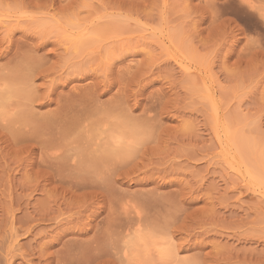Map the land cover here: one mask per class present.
<instances>
[{
    "label": "rangeland",
    "instance_id": "1",
    "mask_svg": "<svg viewBox=\"0 0 264 264\" xmlns=\"http://www.w3.org/2000/svg\"><path fill=\"white\" fill-rule=\"evenodd\" d=\"M0 264H264V0H0Z\"/></svg>",
    "mask_w": 264,
    "mask_h": 264
}]
</instances>
